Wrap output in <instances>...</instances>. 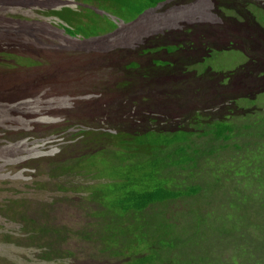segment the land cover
<instances>
[{
	"label": "rangeland",
	"instance_id": "1",
	"mask_svg": "<svg viewBox=\"0 0 264 264\" xmlns=\"http://www.w3.org/2000/svg\"><path fill=\"white\" fill-rule=\"evenodd\" d=\"M14 1L17 0H0V34L4 33L2 25H10L4 21L6 15H14L12 12L17 11L10 9L5 13L4 5ZM153 2L99 0L96 3L95 0H85L84 4L70 8V19L64 17L75 33L71 34L75 39L53 27L52 24L60 25L57 18L37 10L36 3L29 2L34 10H20L17 16L21 18L44 21H37L49 32L42 39L55 47L38 48L26 31V40L31 42L24 46L41 52L28 50L29 54H26L22 49L26 56L21 65L24 67V62L28 63L30 58L36 61L34 56L57 64L54 68L49 65L43 70H22L18 74L24 78L23 74L30 73L25 75L28 81L35 78L39 82L43 78L49 80L52 106L46 105L48 112L45 109L33 111L29 114L32 118L22 114L23 109L19 106V112L13 110L0 115V125L3 128L14 127L7 132L28 144L29 150L11 154L3 150V146L0 148V209H7L4 206L8 199L17 200L31 211L42 208L60 226H74L75 236L79 239L77 230L83 229V223L88 218L81 197L87 194L85 186L105 190L111 186L113 179L122 176L123 169L115 165L117 157L114 151H110L112 146L97 141L88 145L84 140L75 145L70 134L76 135L86 128H109L107 125L116 127L120 124L122 127L121 115L127 107H117L114 100L122 98L121 92H116L121 86L129 88L130 93L136 92L142 100H148L145 105H132L139 123L142 116L150 118L132 126V134L147 126H167L166 130L173 131L174 125L162 123L164 118L155 115L152 110L155 105L151 103V66L154 62L165 60L176 64L171 71H179L168 78L169 99L182 104L185 99L188 100L187 107L183 108L187 113L201 107L205 122L211 116L212 120H234L243 134L242 138L233 141L232 148H239L237 152L243 156H236L238 162L230 165V150L214 162H204L197 174L203 178L206 187L211 184L210 190H199V197L193 199L189 210L183 202H178L171 205L173 211L157 214V220L153 217L152 224L150 221L147 227H132L139 241L137 247L140 245L141 250L147 253H151V248L154 250L152 264H264V0H173L151 10L156 7ZM138 19L139 23L130 25ZM52 30L61 32L62 36H54ZM130 36L143 39L135 43ZM6 41L8 45L16 42V46L20 47L19 42L12 38ZM171 45H175L173 50L176 52L167 50ZM146 46L150 49L147 50ZM132 59H137L142 69L124 71L116 67L119 61L127 63ZM9 62L12 63L13 59L10 58ZM185 66L191 70L186 69V76L181 73ZM3 90L7 94V88ZM5 94L7 100L8 95ZM14 96L8 100L14 99ZM222 97L227 99L224 104L218 105L220 108L213 109L208 104ZM123 98L127 102L128 96ZM131 101L134 102L133 98ZM105 102L108 105V120L102 105ZM10 105L15 107L18 103L14 105L10 101ZM146 110L150 111L149 115L144 112ZM151 115L157 117L154 124L151 123ZM102 116L104 119H100ZM48 117L52 120L44 124ZM33 119L36 122H31ZM29 122L32 124L30 128L23 130L21 126ZM112 127L113 131L117 129ZM4 137L7 138L6 135ZM148 141L151 142V136ZM72 149L81 150L84 159L93 160L92 164L84 162L86 165L79 167L85 176L50 177L48 173L52 169L46 159L63 163L65 158L72 157ZM102 152L105 155L101 158L99 154ZM241 158L244 161H239ZM23 161L34 163L33 166L26 164L24 169L21 168ZM131 174L138 186L144 189L167 181L163 177L162 165L151 154V147L142 156L137 155ZM53 182L55 187L49 184ZM59 186H67L69 190L57 189ZM12 219L0 215V264L104 263L101 259L79 260L83 256L80 248L84 246L81 238L79 241L71 240L69 244L63 242V246L72 248L73 258L65 255L46 260L39 248L18 238L22 232L21 224ZM157 223L164 227L156 226ZM158 229H163L162 233L167 238H152ZM7 231L14 238L5 241L4 233ZM145 233L149 235L143 238ZM127 262L134 264L135 259H128Z\"/></svg>",
	"mask_w": 264,
	"mask_h": 264
},
{
	"label": "trees",
	"instance_id": "2",
	"mask_svg": "<svg viewBox=\"0 0 264 264\" xmlns=\"http://www.w3.org/2000/svg\"><path fill=\"white\" fill-rule=\"evenodd\" d=\"M169 1L173 0H154L153 4L156 7L151 10L157 9ZM147 13L148 11L141 17ZM58 14L66 19L72 17V15L70 17L66 13ZM174 46H168L167 50L176 52L173 50ZM164 62H154L155 64L151 66V103L155 105L152 107V110L156 112L155 115L157 116L158 114L164 118L162 123L174 125L175 129L173 131H167L165 129L167 126L164 125L165 127L163 128L147 126V128L139 131H133V134L127 130L110 132L90 129L81 132L77 137L72 136L73 138L84 139L88 145L89 142L97 141L99 144L107 143L112 146L110 151H114L117 157L115 165L119 169H123L122 176L113 179L111 186L105 190L103 188H95L92 185L85 187L88 194L83 197L82 201L84 202L83 209L88 218L87 222L83 223V229L77 230V234L82 239L81 244L84 245L80 248L83 256L79 257V260L82 262H86L89 259L108 258L109 261L115 262L119 259L118 262L122 264H127L128 259H135V264H152L151 260L153 255L155 256L154 250L151 248V253H144L140 245L137 247L139 241L135 237L136 234L132 227H147L150 221L152 224L153 217L157 220V214L173 211L171 205L178 202H183L187 210L191 209L193 199L199 197V190L206 192V189L210 190L211 188V184L206 187L203 178L198 177L197 173L202 169V164L204 162H214L215 159L221 158L222 154L227 151L230 152V150H232L230 165L238 162L236 156H243L237 152L239 148H237L238 150H233L232 148L234 147L233 141L242 138L243 134L239 124L234 122V120H230V118L212 120L211 116L210 120L205 122V114L200 110L201 107H197V110L187 113L180 110V107L185 104L172 103L167 94L168 86L170 85L168 78L179 71H171L176 64ZM132 67L142 69L141 64L138 63L131 64L130 68L132 69ZM226 99L227 97H222L208 104L213 109L220 108L218 105L224 104ZM144 112H147V115L150 114L149 110ZM203 112L205 111L203 110ZM152 119V124L157 122V117ZM178 131L180 133H176ZM150 136L151 142L148 141ZM149 147H151V154L155 155L159 164L162 165L164 169L163 177L167 181L162 185L147 186L144 189L138 186L131 174V168L135 164L137 155L142 156ZM70 155L72 158L67 162H54L53 167L61 169L60 172L63 175H69L72 172L85 176L79 171V167L84 162L92 164L93 160L84 159L80 152L79 155L75 153H70ZM104 155L103 152L99 154L101 158ZM239 161L242 162L244 160L241 158ZM237 168L239 167L237 166ZM236 171L238 172L237 169ZM68 181L70 182L69 179ZM13 201V199L7 200L6 206H4L5 209L7 207L5 215H9L10 219H17L16 221L21 223V239L39 248L42 257L46 260L62 258L65 255L73 257L72 248L63 246V242L69 244L71 240H81L76 238L74 233L76 228L74 226H71L74 232H68L67 227L62 228L57 225L54 222L55 218L51 219L47 213L36 211L28 216L26 215L27 212L17 208L19 202L15 200L14 203ZM165 218H168V216ZM156 226L164 227L161 223H157ZM162 231L163 229L155 230L152 238L155 240L167 238V235H164ZM118 233L120 234L118 235ZM148 235L145 233L142 236L144 238ZM10 238H13V235L7 232L4 239ZM117 240H120V243ZM111 243L112 245H109ZM122 248H124L123 251ZM124 251L128 253H125V255ZM140 252H142V255ZM104 261L106 260L104 259Z\"/></svg>",
	"mask_w": 264,
	"mask_h": 264
},
{
	"label": "bare ground",
	"instance_id": "3",
	"mask_svg": "<svg viewBox=\"0 0 264 264\" xmlns=\"http://www.w3.org/2000/svg\"><path fill=\"white\" fill-rule=\"evenodd\" d=\"M33 2V3H36V5H37V10H41V9H43L44 8V6L46 7V9H47V12H46V16H50V17H53V18H57V20H58V22L60 23V25H53L52 24V26L53 27H55L56 29H58V30H60V31H64L65 33H66V35H68V36H70L71 38H73V39H75L76 37H73V36H71V34H73V35H75V33L72 31V29L68 26V24L66 23V20H65V18L62 16V15H60V14H58V13H66V14H68L70 17H71V11H70V8H72V7H78V6H80V5H82V4H84V2H85V0H17V1H14V2H10V3H6L4 6H5V8H4V10H5V13H7L8 12V10H10V9H13V10H17V11H13L12 13L14 14V15H9L8 17H7V15H6V17L4 18L5 20V22L6 23H9L10 25H2V28H1V30L4 32L3 34H0V40L1 39H3L4 37H5V39H9V38H12L13 40H16L17 42H19V43H21V44H19V46L21 47L22 46V48L24 47V48H27L26 46H24V45H26L28 42H31V41H29V40H26V36H23V35H26L27 33H26V31H24V30H26V29H28L29 30V33L31 34V35H29L31 38H33L34 39V36H42V38L44 37V36H46V35H48L49 34V32L48 31H46L40 24H38V22H41V23H44V21H38V19H34V22H32V20L33 19H29V18H21V16L19 17V16H17L18 15V13L20 12V10H22V8L23 7H27L28 9H29V11L30 10H34V8H30V5H29V2ZM89 1V0H88ZM96 1V3L99 1V0H95ZM67 2H70V3H68L67 5H65V3H67ZM90 3V2H89ZM94 3V2H93ZM100 3H101V1H100ZM95 4V3H94ZM94 4H92V5H94ZM99 4V3H98ZM101 5V4H100ZM98 6V5H97ZM251 6V5H250ZM7 7V8H6ZM101 7V6H100ZM24 9V8H23ZM95 9V8H94ZM1 10V9H0ZM73 11V10H72ZM78 11H80V10H78ZM36 12V11H35ZM53 12H55L54 14H53ZM149 12V11H148ZM72 14H73V12H72ZM19 20V21H18ZM38 21V22H37ZM70 24L72 23L71 21L69 22ZM74 23V22H73ZM137 23H139V19L137 20V21H135V23H132V24H130V25H133V26H135ZM78 24L79 23H77V25L76 26H78ZM131 29H133V28H131ZM36 30V31H35ZM18 31H22L20 34H17L16 32H18ZM52 32V34L54 35V36H62V33L61 32H59V31H57V30H52L51 31ZM28 33V34H29ZM115 33H117V32H115ZM115 33H113V34H115ZM66 35H64V37H66ZM105 35V34H104ZM110 35H112V34H110ZM82 36V35H81ZM86 36V35H85ZM84 36V37H85ZM108 36V35H107ZM107 36H104V37H102L101 36V38H105V37H107ZM123 36V35H122ZM121 36V37H122ZM24 37H25V39H24ZM89 37V36H88ZM62 38V37H61ZM97 38V37H96ZM130 38V40L131 41H138V40H142L143 38H137L136 36H134V37H132V36H130L129 37ZM157 38V37H156ZM32 39V40H33ZM66 39V38H65ZM80 41H83V40H81L80 39ZM144 41V40H143ZM149 41V40H148ZM150 42V41H149ZM136 43V42H135ZM95 44V43H94ZM117 44V43H116ZM17 43L16 42H12L10 45H8L9 47H10V49H13V48H17ZM42 47V48H55L54 46H52V44H50L46 39H43V43H41V44H39L38 45V48L39 47ZM90 46V45H89ZM95 46V45H94ZM121 46V45H120ZM13 47V48H12ZM41 48V49H42ZM80 49V48H79ZM146 49L148 50V49H150V48H148L147 46H146ZM3 50V53L2 54H0V55H4L5 53V50L4 49H2ZM28 50L29 49H25V51H26V54H29L28 53ZM143 50V49H142ZM151 51V50H150ZM39 52H41V51H39V50H37V52L36 53H39ZM6 55V54H5ZM58 55V54H57ZM36 59H37V61L39 62L37 65H39V70H43V69H45V68H48V66L50 65L52 68H54V66L57 64V63H53L52 61H50V62H48V61H45V60H42V59H40V58H38V57H36V56H34ZM10 59V58H9ZM9 59H5L6 61H9ZM39 59V60H38ZM127 60V59H126ZM32 61H34L32 58H30V60H28V63L27 62H24V67L26 68L25 70H27V69H29L31 66H32ZM95 61V60H94ZM123 61H124V59H123ZM123 61H119L117 64H116V67L117 68H119V69H121V68H123L124 69V71L125 70H127V71H138L139 70V68H135V67H132V69L130 68V66H131V64H133V63H138V64H140V62L137 60V59H132L131 61H129V62H127V63H125V62H123ZM163 61H165V60H161V61H158V62H163ZM167 61H165L164 63H166ZM34 64H36V61H34ZM153 64H155V63H153ZM70 65H71V63H70ZM158 65V64H157ZM103 67H105V66H103ZM186 67V66H185ZM186 69H188L189 70V72H191V70L189 69V67H186L185 69H182V71H181V73L182 74H184L185 76H186V73H185V71H186ZM124 75V74H123ZM36 79V78H35ZM31 81V80H30ZM34 83H36V85L34 86L35 88H31L32 87V84H33V81H31V85H30V88H31V91H33L34 92V95H29L28 97L26 96V97H20L19 98V100L17 101V103H18V105L17 106H15L14 107V111H18L19 112V109H18V107L19 106H21V108L23 109L22 111H21V113L22 114H24V115H26V116H29V114L31 113V112H33V111H36V110H43V109H45L46 108V105H49V106H52L51 105V103H50V101H51V98L49 97L50 95H51V92H50V90H52V88H51V84H50V82H49V80L48 79H45V78H43V80L42 79H40V82L38 81V79H36V81H34ZM37 86H39L40 88H38ZM166 86V85H165ZM167 87V86H166ZM18 88H19V86H18ZM117 91L116 92H121V94H122V98L120 99V100H118V99H114L115 101H116V105H117V107L118 106H122V105H124L125 107H127V108H125L126 110L124 111V115H121V119H122V127L120 126V124L119 125H115L116 127H117V129H115L114 131L110 128V127H112V126H109V125H107V127H109V128H105V127H101V128H92L93 130H103V131H110V132H117V131H119V130H127V131H129V132H131L133 129H131V127L132 126H134V125H140V124H142V123H144L146 120H148V119H150V118H143V116L141 117L142 118V121L140 120V123L138 122V119L135 117V111H134V106H132V105H140L141 103H142V105H145L146 104V102H148V100H142L140 97H138L137 96V94H136V92L135 93H130L129 92V88H125L124 86H121L120 88H117L116 89ZM1 94H2V96H3V98H4V94H5V92H0ZM123 93H124V95H126V96H128V100H127V102H125L124 101V98H123ZM37 94V95H36ZM5 95H7V94H5ZM189 95V99H191L192 97L190 96V94H188ZM31 96V97H30ZM16 98H17V96H16ZM31 98V99H30ZM131 98H133V100H134V102L133 101H131ZM11 100V102H13V104L14 105H16L17 103L16 102H14L13 100H12V98L10 99ZM141 100V101H140ZM21 101H23L22 103H21ZM188 100H186L185 99V105L183 106V107H180V110L181 111H183V112H185L184 111V107H187V102ZM25 102V104H23ZM172 103H173V101H172ZM174 104H182V102H180V103H176V102H174ZM39 105H41L42 107L41 108H39ZM103 105V107H104V109H105V111H106V114H107V116H106V119L108 120V119H110V117H109V112H108V105H106V102L104 103V104H102ZM166 107V106H165ZM39 108V109H38ZM106 108H107V110H106ZM173 108H175V107H173ZM177 108V107H176ZM136 109V108H135ZM171 109V108H170ZM177 110V109H176ZM179 110V109H178ZM179 110V111H180ZM45 111H49L48 109H45ZM174 111V110H173ZM172 111V112H173ZM115 112H117V108L115 109ZM134 112V113H133ZM170 112V111H169ZM178 114V113H177ZM181 114V113H180ZM179 114V115H180ZM176 116V115H175ZM29 117H32V116H29ZM33 118V117H32ZM52 117H48L47 118V120H45V121H43V123L44 124H46V123H49L52 119H51ZM103 118V116L100 118V119H102ZM153 117H152V115H151V119H152ZM175 118V117H174ZM104 119V118H103ZM177 119V118H176ZM180 119V118H179ZM153 120V119H152ZM183 120V119H182ZM191 120V119H190ZM194 120V119H193ZM31 122H33V120L31 121ZM31 122H29V124H31ZM34 122H36V120L34 121ZM28 124V125H29ZM27 125V126H28ZM19 126V125H18ZM194 126V125H193ZM22 127V126H21ZM26 127V125L25 126H23V128H25ZM116 127H112V128H116ZM171 127V126H170ZM196 127V126H195ZM152 128H153V126H152ZM194 129V128H193ZM86 130H90V129H81V131L78 133V134H70V135H72L73 137H77V136H79V134L81 133V132H83V131H86ZM152 131V130H151ZM167 131H170V130H167ZM120 133V132H119ZM127 133V132H126ZM166 133V132H165ZM115 134V133H114ZM118 134V133H117ZM11 135V133L9 134V136H6L7 137V139H8V141H9V147H8V151H9V153H11V154H13V153H15V154H22V153H24L25 151H17L18 150V145H19V143H16V142H14V141H12V138H15V137H12V136H10ZM9 137H11V138H9ZM65 137V136H64ZM84 139H78V138H74V142H76V144L75 145H77L78 143H80V142H82ZM22 142V141H21ZM21 142H20V144H21ZM40 143V142H39ZM12 144H14V146H12ZM0 145H1V143H0ZM83 150H85V149H83ZM64 152H65V154H66V152H67V148H66V146H65V148H64ZM79 152H80V154H81V150H73L72 149V152L71 153H75V154H78L79 155ZM72 157H68V158H65L64 159V162H67L69 159H71ZM25 160V159H24ZM47 162H48V164H49V167H51V172L50 173H48L49 174V176L50 177H52V178H59L60 179V177L61 176H66V177H70V176H79V177H81V175H79L80 173H77V174H74V173H69V175H63V174H61V169H55L54 167H53V163L54 162H59V163H62L61 161H53V160H47ZM21 168H22V166H21ZM9 169V168H8ZM10 176V175H9ZM9 176H7V177H9ZM68 181V180H67ZM86 187V186H85ZM57 189H65V190H69V187H67V186H59ZM86 192H87V190H86ZM87 194H88V192H87ZM85 195H83V196H81L82 198L84 197ZM15 201V200H14ZM13 201V202H14ZM17 201V200H16ZM28 202V201H27ZM15 203V202H14ZM19 204V206L17 207V208H19L21 211H25V212H27V214L26 215H28V216H30V213L31 212H43V213H46V212H48L47 210H44V209H42V208H39L38 210H35V211H31L29 208H26L25 209V205H20V203H18ZM23 204V203H22ZM28 204H29V202H28ZM22 208V209H21ZM48 215H49V212H48ZM50 216V215H49ZM51 217V216H50ZM54 217H51V219H53ZM50 219V218H49ZM21 220V219H20ZM29 220V219H28ZM22 221V220H21ZM50 221V220H49ZM57 220L55 219V223L57 224V225H59L57 222H56ZM51 223H52V221H51ZM21 224V223H20ZM62 228H66L67 227V229H68V232L70 231V232H74L72 229H71V225H65V226H61ZM27 231V230H26ZM112 232V231H111ZM32 233V232H31ZM38 233V232H37ZM120 233H118V235H119ZM112 235V234H111ZM123 235V234H122ZM139 235V234H138ZM24 236H25V234H24ZM49 236V235H48ZM131 236V235H130ZM135 236V235H134ZM17 237V236H16ZM21 237V235L20 236H18V238H20ZM50 237V236H49ZM133 237V236H132ZM136 237V236H135ZM141 237V236H140ZM14 238V237H13ZM118 238H120V237H118ZM125 238V237H124ZM21 239V238H20ZM30 239V238H29ZM115 239V238H114ZM37 240V239H36ZM61 240V239H60ZM123 240V239H122ZM129 240V239H128ZM118 241V240H117ZM116 241V242H117ZM124 241V240H123ZM12 242V241H11ZM37 242V241H36ZM115 242V241H114ZM119 243H120V240L118 241ZM125 243V242H124ZM41 244V243H40ZM126 244V243H125ZM109 245H112V243L111 244H109ZM108 245V246H109ZM118 245V244H117ZM116 246V245H115ZM114 246V247H115ZM119 246H121V245H119ZM118 246V247H119ZM39 247V246H38ZM67 247H69V246H67ZM106 247V246H105ZM104 247V248H105ZM113 247V246H112ZM122 247V246H121ZM126 247V246H125ZM101 248H103L102 246H101ZM107 248V247H106ZM109 248V247H108ZM117 248V247H116ZM123 249L124 248H122V251H123ZM126 251V250H125ZM124 251V254L126 253ZM139 252V251H138ZM123 253V252H122ZM128 253V252H127ZM126 253V254H127ZM141 253V255H142V252H140ZM145 253V252H144ZM143 253V254H144ZM125 254V255H126ZM65 257V256H64ZM125 257V256H124ZM73 258V257H72ZM122 258V257H121ZM120 258V259H121ZM125 258H127V257H125ZM104 259L106 260V261H104ZM104 259H101L102 261H104V263L103 264H111V262H113V261H109V259L107 258H104ZM118 261H119V259H118ZM115 262V263H113V264H122L121 262ZM129 262V261H128ZM127 262V264H129ZM123 263H124V260H123ZM136 262H134V264H135ZM138 264V263H137ZM140 264H143V263H140ZM147 264V263H146Z\"/></svg>",
	"mask_w": 264,
	"mask_h": 264
}]
</instances>
